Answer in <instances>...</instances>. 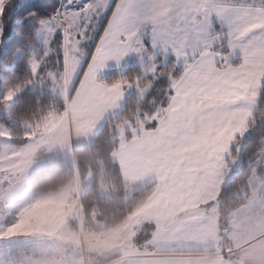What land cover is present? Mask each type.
<instances>
[{
  "label": "crops",
  "instance_id": "0c3cea01",
  "mask_svg": "<svg viewBox=\"0 0 264 264\" xmlns=\"http://www.w3.org/2000/svg\"><path fill=\"white\" fill-rule=\"evenodd\" d=\"M246 4L234 6L247 10L241 16L250 45V50L232 54L238 64L213 63L190 78L182 72L173 85L163 119L154 128L122 140L113 154L127 183L138 189L153 186V193L136 209L131 222L156 227L152 236L156 252L98 257L96 248L90 245L87 249L86 234L79 224V200L20 198L9 200V215L0 218V264H264V232L227 252L219 250L215 215L178 220L186 207L202 201L225 170L229 147L237 135L233 124L242 116L232 102L248 92L264 71V8ZM214 17L213 13V25ZM125 19L117 5L97 44L88 78L76 98L73 148L90 146L108 119L123 107L129 93L119 84L99 82L100 76L124 71L126 65L141 67L139 58L153 65L162 59L159 52L154 58L152 49L144 47L151 25L140 31H124L121 24ZM213 30L219 32L220 27ZM206 54L219 57L218 50L212 53L209 49ZM170 59L175 63L174 56L167 62Z\"/></svg>",
  "mask_w": 264,
  "mask_h": 264
},
{
  "label": "rangeland",
  "instance_id": "374dc122",
  "mask_svg": "<svg viewBox=\"0 0 264 264\" xmlns=\"http://www.w3.org/2000/svg\"><path fill=\"white\" fill-rule=\"evenodd\" d=\"M13 1L0 0V30H2L0 52L11 36L10 21L14 8L10 10L5 8ZM75 1L77 0H60V8L54 17L40 23L36 34V43L39 47L32 45L28 49L18 51L10 65V67L14 66L26 54H29L28 67L33 73V81L8 94L0 110V117L7 123L15 122L14 99L27 88L32 90L39 88L50 92L54 98L63 102L64 108L61 113H52L40 122L23 124V133L14 132L5 124L0 123V218L9 215V200L11 199L21 198L32 201L75 199L80 201L81 220L79 224L86 234L88 251L91 245V248H96L98 257L103 255L107 258L110 255L112 258H120V256H129L138 252H156L152 247L154 243L152 236L156 227L151 223L136 226L131 222L134 213L113 227L106 226L95 208L87 215L81 206V196L85 188L92 186L93 174H89L86 180L81 182L79 171L76 168L75 178L54 191L57 193L52 196L51 192H47L49 194L34 193L31 189L35 176L44 171L54 159L65 157L74 161L75 164L73 153L79 149L71 145L74 139L73 129H71V127L74 128L73 122L77 129L76 98L82 90L84 80L88 78L87 74L94 52L104 33L103 28L107 27L109 13L106 18L105 8L109 0H81L82 4L79 7H73L72 2ZM220 2L232 7L252 3L264 8V0H220ZM214 20V27H220L215 17ZM58 35L62 40L60 46L55 43ZM228 55L231 57L230 62L236 61L231 52ZM139 60L138 64L141 65L143 77L154 75L158 68L160 69L167 62L162 58L160 64L153 65L148 61H141L140 58ZM230 62L224 61L223 65L226 66ZM130 67L126 65L124 70ZM109 73L102 74L99 82L106 84L102 78L110 77ZM262 73L248 92L246 91L240 99L232 102V107L240 110L242 116L233 124V132L238 136L236 135L229 147L225 170L213 181L210 191L206 193L202 201L195 206L186 207L178 218L182 221L191 217L201 218L208 214L215 215L220 232L219 250L227 252L237 249L242 243L249 242L253 237L264 232V178L259 176L258 167L249 179L247 187L242 189L238 195L246 197L242 205L227 210L221 199L222 191L228 185L233 170L241 164L240 156H234L233 151H240L242 148L243 139L249 133V124L258 111L264 87V71ZM119 86L128 90V95L135 93L140 98H143L150 88V84L134 86L130 82L119 84ZM122 106L125 107V105ZM122 110L123 107L110 119H118ZM163 114L156 118V123L163 119ZM139 130L142 131L145 128L137 130L131 125H120L118 128L121 138H124L127 131L137 133ZM21 137L25 139L24 143L16 144L14 138L20 139ZM93 143L94 141L90 144ZM259 158L262 162H258L264 164V149L260 152ZM102 187L104 186L100 187V193L105 195ZM137 190H139L137 186L128 187L126 198H130ZM101 231L108 232L98 236L94 233H101ZM122 234L126 235L122 237ZM88 235H91V240Z\"/></svg>",
  "mask_w": 264,
  "mask_h": 264
},
{
  "label": "trees",
  "instance_id": "16d2710c",
  "mask_svg": "<svg viewBox=\"0 0 264 264\" xmlns=\"http://www.w3.org/2000/svg\"><path fill=\"white\" fill-rule=\"evenodd\" d=\"M60 3V0H14L5 8L6 10L14 8V10L10 21L11 36L0 52V110L10 92L33 81V73L28 67L29 54H26L14 66L10 67V65L18 51L28 49L32 45L39 47L36 43V34L40 23L45 19H52L58 12ZM110 14L111 12H109V18ZM55 43L61 45L60 35L56 37ZM59 56L62 57L61 54ZM238 61H232L231 64L236 65ZM160 63L161 59L158 60V64ZM182 72V69L176 68L174 60L170 59L164 66L158 68L154 75L148 77L142 76V68L138 66H132L120 72H110V77H103V82L107 85L130 82L134 86L150 84V88L143 98L135 93L127 95L121 116L115 120H108L93 144L74 151L75 164L74 161L65 157L54 159L44 171L35 176L31 185L32 191L34 193L57 191L75 178L77 168L81 182L85 181L89 174L94 175L92 186L85 188L81 196V206L87 215L95 208L106 226L113 227L133 214L151 196L153 186L139 188L130 198H126L128 187L131 185L124 180L113 154L122 140L129 139L136 133L127 131L124 138H121L118 128L120 125H131L137 130L142 127L154 128L156 118L161 116L167 108L173 94L174 82ZM63 108V102L54 98L50 92L39 88L35 90L27 88L14 99L15 122L7 123L0 117V123L14 132L23 133V124L40 122L52 113H61ZM24 141L22 137L14 138L16 144H22ZM263 149L264 87L258 111L249 124V133L243 139V146L240 151H233L234 156H240L241 164L233 170L228 185L222 191L221 199L227 210L243 204L246 197L238 195L247 187L256 167H258L259 176L264 178V164L258 162H262L259 154ZM101 186H104L102 189L105 195L100 193Z\"/></svg>",
  "mask_w": 264,
  "mask_h": 264
},
{
  "label": "snow or ice",
  "instance_id": "6c2138e0",
  "mask_svg": "<svg viewBox=\"0 0 264 264\" xmlns=\"http://www.w3.org/2000/svg\"><path fill=\"white\" fill-rule=\"evenodd\" d=\"M117 5L126 17L121 24L123 30L140 31L151 25L150 38L143 41L145 49L151 48L154 58L159 52L165 62L169 56H174L176 68L182 69L188 78L204 72L213 63L230 62L229 52L234 55L237 50H250L248 38L244 36L246 23L241 16L247 10L228 6L220 0H194L193 3L125 0L123 4L119 0H109L105 8L106 18ZM213 13L220 25L218 33L213 30ZM261 40H264V33ZM209 49L212 53L219 50V57H209L206 54Z\"/></svg>",
  "mask_w": 264,
  "mask_h": 264
},
{
  "label": "built area",
  "instance_id": "2783aa9c",
  "mask_svg": "<svg viewBox=\"0 0 264 264\" xmlns=\"http://www.w3.org/2000/svg\"><path fill=\"white\" fill-rule=\"evenodd\" d=\"M81 4H82V1L81 0H77L75 2H72V6L73 7H79Z\"/></svg>",
  "mask_w": 264,
  "mask_h": 264
}]
</instances>
